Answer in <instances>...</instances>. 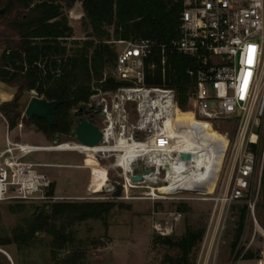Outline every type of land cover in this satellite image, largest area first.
I'll return each instance as SVG.
<instances>
[{"label": "rangeland", "instance_id": "374dc122", "mask_svg": "<svg viewBox=\"0 0 264 264\" xmlns=\"http://www.w3.org/2000/svg\"><path fill=\"white\" fill-rule=\"evenodd\" d=\"M36 1L32 0V3ZM53 1L60 4V15L57 20L65 23L69 33L58 43L64 48L63 54L50 55V58L57 60V58L79 54L85 42L90 40L92 44H95L96 39L90 35V27L83 16L80 3L76 0ZM2 12L3 7L0 5V15ZM12 38L17 39L16 36ZM9 39L8 29L0 24V54ZM112 39L110 36L109 40ZM109 46L117 54L124 44L115 43ZM90 52L91 49L86 52V55L88 56ZM111 61L103 65L102 71L107 76L111 74ZM98 83L90 81L92 93L82 104L86 105L89 101L94 106L100 98H104L107 102L111 100L109 94L104 93L109 89L103 90ZM9 90L10 94L7 96ZM16 94L18 92L15 84L0 81V100L11 97L9 100L0 101V107L13 100ZM31 97L42 98L32 91L23 90L19 93L17 107L19 117L16 122L20 119L22 126L18 131L13 126L10 136L16 135L21 141L34 144L59 143L63 144V149H72L73 146L67 142L73 140L71 131L43 134L38 131L32 118L24 117L23 110ZM82 104L73 106L67 112L66 118L71 121V130L76 118L75 111L79 106H82L80 116L90 120L98 128L101 127V115L95 111L94 107L88 110ZM131 108L132 105H125L129 121L134 119ZM0 115L8 120L2 109H0ZM177 115L189 117L193 114L190 108H179ZM213 125L218 132L228 130L231 134L234 124L232 121L218 120ZM259 130L263 137L264 113L259 120ZM4 131L6 129L0 117V147L3 145ZM77 154L75 156L77 163L74 164L82 166L85 159L91 157L105 166L104 179L96 185V189L101 186L100 190L84 193L77 188L79 182L84 183L85 179L86 181L90 179L89 170L83 167L40 168L39 170L51 172L54 175L53 193L62 198L60 201L109 202L111 204L109 210L100 219H87L72 226L75 238L73 246L84 252V259L80 264H168L165 258L167 256L176 258L178 250L174 246L161 243L159 237L167 236L171 241H175L186 229L198 231L201 234L200 239L191 249L188 258L190 264H264V258L261 256L264 248V180L261 181L260 178L261 170L264 168V157L263 159L259 155L255 157L250 187L244 197L227 203L221 197L224 190L218 188H215L213 193L203 196L180 192L170 195L157 193L154 196L156 198H150L149 190L144 187L126 188L127 192L123 187L126 184L123 171L108 167L114 160L112 155ZM28 159L62 163L71 161L67 153L49 152L33 153ZM135 166L136 170L132 171L134 175H139L147 169V165L142 160H138ZM229 172L230 168L227 169V174ZM21 206H23L22 210ZM244 206L246 211L243 225L237 236L238 216ZM33 207L32 203L20 200L0 201V236H9L11 228L27 212H32ZM176 213H179V217L172 225L170 234L162 236L153 229V225L163 224L164 220L173 217ZM46 240L47 237L41 233L32 247L19 250L14 243H10L0 248L7 252L13 264H51L48 251L44 247ZM246 252L251 253L253 257L243 259L241 256ZM0 264H11V262L0 253Z\"/></svg>", "mask_w": 264, "mask_h": 264}, {"label": "built area", "instance_id": "2783aa9c", "mask_svg": "<svg viewBox=\"0 0 264 264\" xmlns=\"http://www.w3.org/2000/svg\"><path fill=\"white\" fill-rule=\"evenodd\" d=\"M179 1L181 10L176 36L168 41L148 38L114 41L124 46L116 54L109 77L120 85L104 92L109 94V102L100 98L94 106L89 101L82 105L88 110L94 107L101 115L102 125L98 128L101 134L110 124L108 116L118 109L124 124L129 127L128 136L137 141L144 139L151 128L146 130L140 126L145 120L140 112L143 98L152 103L153 99L161 96L169 98L177 106L172 88L144 84L145 72L156 66L152 61L146 62L148 57L157 52V65L162 76L167 54L188 57L193 61V67L185 70L192 82L188 108L194 117L209 121L212 126L218 120L234 124L231 134L228 130L221 133L226 143L221 148L214 186L224 190L221 194L224 202L237 201L250 187L255 157H264V136L261 137L259 130V120L264 113V0ZM250 46L255 49L251 66L248 64ZM249 71L251 75L245 86V76ZM104 78L105 74L102 80ZM126 104L132 105L134 119L131 121L125 110ZM0 117L7 128L6 119ZM21 126L19 119L15 127L20 130ZM3 143L0 150V201L20 200L34 206L41 205L47 210L51 203L62 200L47 193L50 179L39 170L47 165L26 161L25 157L32 152L67 149H57L59 143L43 146L22 142L19 137L12 140L7 133ZM148 167V173H153L155 166ZM156 171L158 180H164L163 168L156 166ZM178 217L179 213H176L163 224L153 225V229L159 235H168ZM261 256L264 258V248Z\"/></svg>", "mask_w": 264, "mask_h": 264}, {"label": "trees", "instance_id": "16d2710c", "mask_svg": "<svg viewBox=\"0 0 264 264\" xmlns=\"http://www.w3.org/2000/svg\"><path fill=\"white\" fill-rule=\"evenodd\" d=\"M72 1V0H70ZM80 3L83 16L90 27V35L96 39L85 42L79 54L54 60L50 55H62L64 48L59 41L68 36L69 28L57 20L60 4L53 0H0L3 7L0 15L2 24L10 33L0 54V81L15 84L17 92L10 102L0 109L7 116V124L12 128L19 117L18 95L21 91L33 90L36 96L46 101L62 98L64 101L53 110V124L47 127L41 118L31 117L43 134L71 131V121L67 117L70 108L88 100L92 91L90 81L99 82L103 90H113L119 82L107 76L103 69L105 62H113L116 52L109 44L114 41H133L148 38L168 41L177 34L179 0H76ZM111 28V30H109ZM14 39L12 37H15ZM112 40H109V37ZM91 49L87 56L86 52ZM156 66L145 72L146 86H166L175 92L178 108H188L192 82L185 70L193 67V61L177 53L167 54L166 66L161 75L157 52L148 57ZM55 70L57 72H55ZM105 78L102 80V76ZM163 77V78H162ZM10 94V90L7 96ZM6 96V97H7ZM11 98V97H10ZM1 99L0 101H6ZM264 180V168L261 170ZM50 184L47 193H52ZM21 210L23 206H21ZM111 204L109 202L57 201L49 205L47 215H32L27 212L10 230V235L0 236V247L14 243L21 250L32 247L39 234L47 237L44 247L51 264H80L84 252L73 246L75 241L72 226L87 219H100ZM246 208L238 216L237 236L241 232ZM15 212V211H12ZM201 237L200 232L186 229L175 241L167 236L159 237L161 243L174 246L178 250L176 258L167 256L168 264H190L191 249ZM252 258L249 252L241 256Z\"/></svg>", "mask_w": 264, "mask_h": 264}, {"label": "bare ground", "instance_id": "6f19581e", "mask_svg": "<svg viewBox=\"0 0 264 264\" xmlns=\"http://www.w3.org/2000/svg\"><path fill=\"white\" fill-rule=\"evenodd\" d=\"M178 111V106L169 98L157 96L152 103L143 98L140 112L145 120L140 126L146 130L151 128L146 138L138 141L131 139L128 136L129 127L124 124L121 112L114 109L113 115L108 116L110 124L102 131V142L84 145L73 141L70 143L73 148L67 151L86 156L112 155L114 160L108 167L123 171L126 183L124 190L144 187L149 190L148 195L154 196L157 193L170 195L180 192L209 195L215 189L221 148L226 143L225 137L208 121L192 117L193 115L179 117ZM57 149H63V144H59ZM185 154L187 157H184ZM180 155L183 157L179 158ZM138 160L144 161L147 169L139 174L140 180L136 181L132 179V165ZM148 164L155 166L151 174H147L150 171ZM156 166H161L165 171V179L162 181L156 176ZM80 167L90 172V188L84 193L100 190L101 186L96 189V185L104 179L105 166L88 157Z\"/></svg>", "mask_w": 264, "mask_h": 264}, {"label": "water", "instance_id": "95a60500", "mask_svg": "<svg viewBox=\"0 0 264 264\" xmlns=\"http://www.w3.org/2000/svg\"><path fill=\"white\" fill-rule=\"evenodd\" d=\"M63 101L64 100L62 98H58L57 100L52 101H46L43 98L31 97L23 110V115L27 119L31 117L41 118L45 121L47 127H50L53 124V110ZM81 109L82 106H79L75 111L76 118L74 121V126L71 130L72 139L84 145H95L100 143L102 141L101 132L99 131L98 127L94 125L90 120L80 116ZM179 157L182 158L183 156L180 155ZM184 157H187V154H185ZM132 170H136L135 164L132 165ZM132 179L140 180V176L136 174L132 176ZM47 213L48 212L44 210L41 205H35L31 212L32 215H47Z\"/></svg>", "mask_w": 264, "mask_h": 264}, {"label": "crops", "instance_id": "0c3cea01", "mask_svg": "<svg viewBox=\"0 0 264 264\" xmlns=\"http://www.w3.org/2000/svg\"><path fill=\"white\" fill-rule=\"evenodd\" d=\"M2 124H3V127L6 129V131H4V133H3V137H4V134L5 133H7V135H8V137L10 138V139H12V140H14V139H16V135H14V136H10V132H12V128H9V127H7L6 128V126H5V124H4V122L2 121ZM11 129V130H10ZM15 129V128H14ZM17 129V128H16ZM17 131H18V129H17ZM38 133H40V132H38ZM41 134V133H40ZM42 135V134H41ZM43 136V135H42ZM21 140V139H20ZM22 142H26V141H22ZM26 143H28V142H26ZM31 144H34V143H31ZM38 145H45V146H49V145H53V143H45V144H38ZM54 145H56V143H54ZM53 145V146H54ZM3 146H4V143H3V145L0 147V150L3 148ZM39 152V151H38ZM40 152H45V151H40ZM46 152H49V153H67L68 154V158H70V160L71 161H68V162H64V163H62V162H51V161H49V162H47V161H40V160H31V159H28V157L31 155V154H33V153H37V152H32V153H29L26 157H25V160L26 161H29V162H33V163H39V164H45V165H47V166H45V167H42V168H64V167H76V166H79L80 167V165H78V164H74V163H77V162H75V156L76 155H78L76 152H73V151H70V150H53V151H46ZM41 168V169H42ZM40 169V168H39ZM86 169V168H85ZM40 171H42V172H44L47 176H48V178L50 179V182H51V184H53V187H52V195H54V196H57V195H55V193H53V188H54V180H55V178H53V174L51 173V172H45V171H43V170H40ZM86 173V177H87V172H85ZM84 174V173H83ZM82 174V175H83ZM86 182V183H85ZM85 182L84 183H81V182H79V184H77V188L79 189V190H81V191H85L86 189L88 190L89 188H90V185H89V180H87L86 181V179H85ZM86 184V185H85ZM59 197V196H58ZM0 253L7 259V261H9V262H11V264H13L12 263V260H11V258H10V256L7 254V252H5L3 249H1L0 248Z\"/></svg>", "mask_w": 264, "mask_h": 264}, {"label": "snow or ice", "instance_id": "6c2138e0", "mask_svg": "<svg viewBox=\"0 0 264 264\" xmlns=\"http://www.w3.org/2000/svg\"><path fill=\"white\" fill-rule=\"evenodd\" d=\"M254 51L255 49L253 47L250 46L249 48V57H248V64L249 66H251V64L253 63V54H254ZM251 75V72L249 71L248 73H246V76H245V86L247 84V78Z\"/></svg>", "mask_w": 264, "mask_h": 264}]
</instances>
